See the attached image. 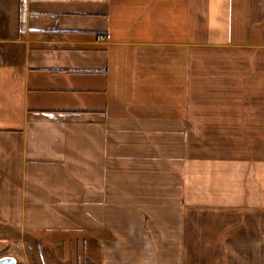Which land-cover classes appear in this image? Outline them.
<instances>
[{"label": "crops", "instance_id": "crops-1", "mask_svg": "<svg viewBox=\"0 0 264 264\" xmlns=\"http://www.w3.org/2000/svg\"><path fill=\"white\" fill-rule=\"evenodd\" d=\"M0 243L264 264V0H0Z\"/></svg>", "mask_w": 264, "mask_h": 264}, {"label": "water", "instance_id": "water-1", "mask_svg": "<svg viewBox=\"0 0 264 264\" xmlns=\"http://www.w3.org/2000/svg\"><path fill=\"white\" fill-rule=\"evenodd\" d=\"M0 264H14V259L10 256L0 257Z\"/></svg>", "mask_w": 264, "mask_h": 264}, {"label": "rangeland", "instance_id": "rangeland-1", "mask_svg": "<svg viewBox=\"0 0 264 264\" xmlns=\"http://www.w3.org/2000/svg\"><path fill=\"white\" fill-rule=\"evenodd\" d=\"M8 252L7 251H5V248H4V245L3 244H1L0 243V256H8V254H7ZM51 264V263H50Z\"/></svg>", "mask_w": 264, "mask_h": 264}, {"label": "built area", "instance_id": "built-area-1", "mask_svg": "<svg viewBox=\"0 0 264 264\" xmlns=\"http://www.w3.org/2000/svg\"><path fill=\"white\" fill-rule=\"evenodd\" d=\"M98 37L102 38V37H103V35H102L101 33H99V34H98Z\"/></svg>", "mask_w": 264, "mask_h": 264}]
</instances>
